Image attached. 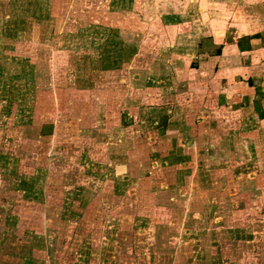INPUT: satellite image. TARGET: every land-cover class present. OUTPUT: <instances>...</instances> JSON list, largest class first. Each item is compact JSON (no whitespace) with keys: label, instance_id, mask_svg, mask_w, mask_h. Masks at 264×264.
<instances>
[{"label":"crops","instance_id":"crops-1","mask_svg":"<svg viewBox=\"0 0 264 264\" xmlns=\"http://www.w3.org/2000/svg\"><path fill=\"white\" fill-rule=\"evenodd\" d=\"M187 3L161 25L179 77L131 84L136 49L55 83L61 56H16L31 82L0 106L28 122L0 168V264H264V0Z\"/></svg>","mask_w":264,"mask_h":264},{"label":"rangeland","instance_id":"rangeland-1","mask_svg":"<svg viewBox=\"0 0 264 264\" xmlns=\"http://www.w3.org/2000/svg\"><path fill=\"white\" fill-rule=\"evenodd\" d=\"M187 1L0 0V75H4L0 78V91L5 92L7 86L21 90L22 86L31 82V79L21 78L19 75L21 64L16 59L21 54L29 55L33 65L40 63L39 65H49L52 68L55 56H61L56 63V69H53L56 76L54 83L59 78L58 71L65 74H69L67 71H75L81 63H83L82 66L85 65L87 56L93 57L94 60L89 62L88 66H84V71L89 73L94 70L93 75H98L95 80H99L101 70L106 68L105 63L101 62L102 59L115 62L110 63L112 67L119 64L122 57L127 60L129 55H133L135 49L138 55V61L132 62L135 67L126 66V77L128 70L131 74V84L138 82V84L146 85L148 77L155 75L157 71L164 75L174 73V76H178L184 70H189L188 64L184 62L170 64L169 44L178 41V35H176L178 31L168 30L163 26L164 23L167 24L171 12H173L172 17H178L182 11L191 8ZM26 41H29L31 45L26 46ZM6 46L12 48L8 52L14 54V56L10 54L14 60L9 65L5 63L7 60L11 61L6 58ZM203 47L208 49V43ZM210 50V52L215 51V49ZM35 57H42V59L37 61ZM32 64L29 65L31 69ZM8 66L10 67L8 73L11 70L12 73L6 80L5 67ZM199 70L198 62L191 64V71ZM134 74L139 81L132 80ZM125 80L127 83L130 82L128 78ZM175 82L182 85L181 81L175 80ZM241 88L242 86L239 90H242ZM2 97L3 95L0 94V104ZM11 97L14 101L17 95H11ZM28 101H32V98ZM28 106L30 107L31 104L26 105ZM2 108L4 107L0 106V151L3 152L0 153L2 160L0 168L6 166L9 169L11 164H5L2 158L19 155L21 144L9 141L20 138L21 127L28 121L27 118L22 117L24 113L19 111V105L14 104V109L8 115L7 109ZM49 113L53 115L52 111ZM6 116L9 119L7 121ZM9 121H12L14 125L11 126ZM28 128L24 135L32 137L34 128ZM5 137H8L7 141ZM9 148H13L9 150L12 155L6 154Z\"/></svg>","mask_w":264,"mask_h":264}]
</instances>
